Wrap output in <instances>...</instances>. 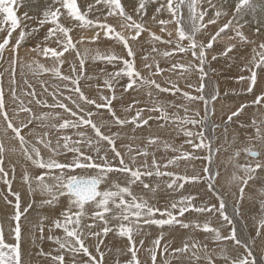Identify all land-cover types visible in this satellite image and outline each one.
<instances>
[{
  "label": "snow or ice",
  "instance_id": "6c2138e0",
  "mask_svg": "<svg viewBox=\"0 0 264 264\" xmlns=\"http://www.w3.org/2000/svg\"><path fill=\"white\" fill-rule=\"evenodd\" d=\"M0 120V264H264V0H0Z\"/></svg>",
  "mask_w": 264,
  "mask_h": 264
},
{
  "label": "rangeland",
  "instance_id": "374dc122",
  "mask_svg": "<svg viewBox=\"0 0 264 264\" xmlns=\"http://www.w3.org/2000/svg\"><path fill=\"white\" fill-rule=\"evenodd\" d=\"M40 2V0H33V4L35 5V4H38ZM122 2H125V0H122ZM21 11H23V9H21ZM33 12H35L36 11V9H35V7L33 8V10H32ZM153 27H154V30H158V29H156V27H155V25L153 24ZM175 26L174 25H169V29H172V28H174ZM177 34L176 33H174V38H175V36H176ZM32 45H31V43H29V45H28V47H31ZM94 47V46H93ZM102 47V50L104 49V48H106L107 47V44H104V45H102L101 46ZM147 47V46H146ZM157 47H159L161 50H164L165 49V45H157ZM117 51H121V49H119V48H117L116 49ZM67 55V54H66ZM155 55V54H154ZM176 56H177V60H174V61H171V62H179V63H187L188 61H190L191 59H192V57L190 56V55H185V54H182V53H176L175 54ZM182 57V59H180ZM157 59H159L160 61H161V66L162 67H165V66H167L169 63H170V61H168V60H165L164 58H162V57H160L159 55H157ZM212 64L214 65V67L215 68H217V76H218V79H219V83L221 84V85H224V83H225V87H228V89H234V88H236L237 86H239L240 84L239 83H237V81H236V77H237V75L235 76L234 75V71L235 72H238V70L235 68V67H233V68H231V69H227V64H225L224 63V61L223 60H221L220 62H219V64L217 63V62H212ZM138 65H140V62L138 61ZM101 67L103 66V65H100ZM142 66V65H141ZM222 69L221 70V73H220V69ZM109 70H111V69H109ZM177 71H183L182 69H177ZM232 74H231V73ZM228 74H230L232 77H230V75H228ZM29 80L30 81H32V83H36V81H38L37 79H39V78H35L34 76H31V75H29ZM172 79H177L178 77L175 75V74H173L172 75V77H171ZM191 78V79H190ZM230 78V79H229ZM181 80H183L182 78H180ZM179 79V84H180V86L181 87H183V88H185V79L183 80V81H181ZM189 79H190V81L193 83V84H196L198 81H197V77H196V75H192L191 77H189ZM36 80V81H35ZM232 82H231V81ZM223 81V82H222ZM214 82H216V79H214ZM49 83H52L51 82V80H49ZM217 83H218V81H217ZM230 86H231V88H230ZM233 86V87H232ZM25 86L23 85V83L21 82V85L19 84L18 85V88H24ZM7 90V89H6ZM191 92H192V94L194 93L195 94V89H192L191 90ZM18 93V92H17ZM231 94L233 95L234 93L233 92H231ZM18 96H20L21 97V99H24L23 97H24V95L21 93V94H17ZM180 95H182V93H177V94H175V95H173L172 93H168V97H167V94H165V98L166 99H169V100H175L177 103H180L181 101H180ZM140 96H141V98H145L144 96H143V92H141V94H140ZM170 97H172V98H170ZM234 97H236V96H234ZM236 100V99H235ZM238 100L240 101V99L238 98L237 100H236V103H235V105H237V103H238ZM180 101V102H179ZM229 102H231L232 100H228ZM233 102V101H232ZM9 103H11V102H9ZM25 103H27V101L25 102ZM104 111H106V109L104 110ZM224 115V116H223ZM221 116H223V117H227V112L225 113H223ZM220 116V117H221ZM1 127V126H0ZM3 127V126H2ZM154 131H160V130H157V129H153ZM162 134H165V138H167V139H169V141L170 142H172V143H174V144H176V145H179L180 143H182L183 142V140H184V137L183 136H176L174 139H173V136H175V134H173V136H169L168 135V132H167V130H165V131H163V133ZM241 139H243V137L241 136ZM181 140V141H180ZM238 146H242V145H238ZM185 148H188V146L187 145H185ZM161 155H165V153L163 152V150L161 149V151H158L157 152V156L159 157V156H161ZM169 155H171V153H169ZM23 161V160H22ZM198 162V163H197ZM196 162V164H197V167H196V171L198 172L199 170H200V168H199V161H197ZM241 162H243V154H242V157H241ZM183 164H181V167H180V169H179V171H181V172H185V171H187L189 174L192 172V168L191 167H188V168H185V166L183 165ZM230 168V167H229ZM184 169V170H183ZM202 186H203V184H201ZM200 185V187H199V189L200 190H198V188H192V189H194V190H196V192L197 191H201L200 193L203 195L204 194V191H203V189L202 188H204V186L202 187ZM186 187H187V185H186ZM4 187H2V185L0 184V189H3ZM225 191H227V189H225ZM203 192V193H202ZM3 194H4V192L3 191H0V197L2 198L3 197ZM8 195H9V198L10 199H12L13 197L11 196V193H8ZM215 201V199L212 201V203ZM214 203H216V201L214 202ZM229 211H231V208H230V206H229ZM5 210H1L0 211V214H2V215H5V216H7V214H5ZM187 215V214H186ZM202 219V218H201ZM198 233V232H197ZM116 243L117 244H120V243H118L117 241H116ZM121 258H123V257H121Z\"/></svg>",
  "mask_w": 264,
  "mask_h": 264
},
{
  "label": "bare ground",
  "instance_id": "6f19581e",
  "mask_svg": "<svg viewBox=\"0 0 264 264\" xmlns=\"http://www.w3.org/2000/svg\"><path fill=\"white\" fill-rule=\"evenodd\" d=\"M153 29H154V27H153ZM158 31V30H157ZM219 64V63H218ZM212 67H214V65L212 64ZM215 68V67H214ZM216 69V71L214 72V73H212V78H213V81H214V79H216V83H217V81H218V84H219V87H220V93H221V95H220V98H219V102H217L216 103V108H217V118L219 119V117L225 112H228V109L229 108H235V107H238L239 106V104L242 102V101H245V100H247V101H250L251 100V97L250 96H247V94H240V87H241V85H239V86H237L236 88H234L235 90H236V92L232 95L231 94V89H228V87H225L226 85H225V83H224V85H221L220 83H219V79H218V76H217V68H215ZM220 69V68H219ZM227 69L229 70L230 68H228V66H227ZM221 70L222 69H220V73H221ZM231 73V72H230ZM232 74V73H231ZM228 75H230V74H228ZM234 75L236 76L237 75V72H235L234 71ZM230 77H232L231 75H230ZM36 78V77H35ZM38 78V77H37ZM183 79V78H182ZM191 79V78H190ZM230 79V78H229ZM38 80V79H37ZM181 80V79H180ZM184 80V79H183ZM183 80H181V81H183ZM33 81V80H32ZM36 81V80H35ZM231 81V80H230ZM51 82H53V81H51ZM223 82V81H222ZM232 82V81H231ZM192 83V82H191ZM34 84H36V90L39 92V91H41V89H40V87H39V84L37 83V81H36V83H34ZM20 85H21V83H20ZM181 87V86H180ZM233 87V86H232ZM182 89H184L183 87H181ZM230 88H231V86H230ZM7 89V88H6ZM5 89V90H6ZM7 91V90H6ZM225 91H228V96H224V92ZM17 94H21V92L18 90V93ZM194 94V93H193ZM181 96V95H180ZM234 96H236V97H234ZM166 97V96H165ZM167 97H168V94H167ZM24 99H25V97H23ZM170 98H172V97H170ZM240 99V101L238 100V103H237V105H235V103H236V100L237 99ZM236 99V100H235ZM228 100H232L231 102H229ZM27 100L25 99V102H26ZM10 102V101H9ZM180 102V101H179ZM227 105V107H225L224 105ZM106 112V111H105ZM251 115H256L257 116V118L259 119V113H257V112H255V110L254 109H250L249 110V112H248V116H251ZM224 116V115H223ZM225 120H226V118L227 117H223ZM247 116L246 117H244V119H245V121L247 122ZM0 126L2 127V126H4L3 125V121L2 120H0ZM236 127V125H234L233 126V128H235ZM249 131H251V129H249ZM164 136H165V134H163ZM243 137V136H242ZM229 138H231V134H230V137ZM167 139V138H166ZM181 141V140H180ZM170 153V152H169ZM169 153H167V155H169ZM170 156V155H169ZM14 159H17L21 164H22V157H20L19 155L17 156V157H14ZM223 159V158H222ZM198 163V162H197ZM183 166V165H182ZM200 168V167H199ZM184 170V169H183ZM229 171H231V169L229 168ZM2 185V184H1ZM202 186V185H201ZM2 187H4L3 185H2ZM203 187V186H202ZM201 188V187H200ZM203 189V191H204V188H202ZM13 190H15V191H20L21 192V194H22V197H23V199H25V200H27V199H30V197L26 194V188L24 187V186H22L21 185V183L19 182V178H18V176H17V180L14 182V184H13ZM198 190H200L199 188H198ZM189 191L190 192H192V193H195L196 192V190H194V189H189ZM201 192V191H200ZM203 193V192H202ZM12 199H14V198H12ZM35 199L37 200V201H39L40 199H42V197L41 196H39V195H37L36 197H35ZM214 199H212V201H213ZM215 202V201H214ZM213 202V203H214ZM229 206H230V208H231V197H229ZM1 210H5L6 212H5V214H7V215H9L11 212H12V206L11 205H7V204H5V202H4V200H3V198H1L0 197V211ZM30 212H31V215H32V217H35L36 216V211H34V210H30ZM229 212H231V211H229ZM203 219V218H202ZM241 227H243V225H241ZM153 235H155V232H153ZM190 235H192L194 238H198V239H200V240H202V241H205V242H208V241H210V237H205L202 233H200V232H198V233H190ZM248 235H249V237H251V235H252V231H251V221L249 220V229H248ZM177 240H176V245H179L180 244V239H179V234H177ZM118 243H120V241H117ZM121 244V246H122V242L120 243Z\"/></svg>",
  "mask_w": 264,
  "mask_h": 264
}]
</instances>
